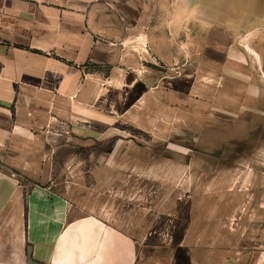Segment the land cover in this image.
<instances>
[{
  "label": "rangeland",
  "instance_id": "rangeland-1",
  "mask_svg": "<svg viewBox=\"0 0 264 264\" xmlns=\"http://www.w3.org/2000/svg\"><path fill=\"white\" fill-rule=\"evenodd\" d=\"M220 1L260 33L234 37L240 51L213 42L211 56L204 37H180L177 69L148 91L101 79L100 105L85 102L94 131L71 133L37 165L49 177L20 176L22 188L67 190L79 213L160 255L146 263L264 264V0Z\"/></svg>",
  "mask_w": 264,
  "mask_h": 264
},
{
  "label": "crops",
  "instance_id": "crops-1",
  "mask_svg": "<svg viewBox=\"0 0 264 264\" xmlns=\"http://www.w3.org/2000/svg\"><path fill=\"white\" fill-rule=\"evenodd\" d=\"M229 8L220 0H0V264H150L160 256L79 213L67 190L50 181L25 190L19 177H49L37 165L52 160L51 149L94 131L85 116L99 113L85 102L100 105L101 79L148 91L165 81L162 68L177 69L180 37L193 46L204 37L209 56L213 42L240 51L234 37L261 30L235 28ZM181 255L173 253L175 264L191 259Z\"/></svg>",
  "mask_w": 264,
  "mask_h": 264
}]
</instances>
